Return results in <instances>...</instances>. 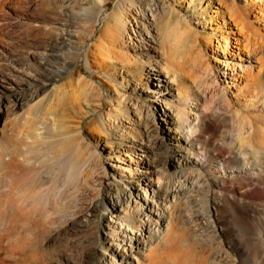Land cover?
I'll use <instances>...</instances> for the list:
<instances>
[{
    "label": "rangeland",
    "instance_id": "rangeland-1",
    "mask_svg": "<svg viewBox=\"0 0 264 264\" xmlns=\"http://www.w3.org/2000/svg\"><path fill=\"white\" fill-rule=\"evenodd\" d=\"M85 1L0 0V144L14 153L12 163L0 166V264H98L109 239L104 225L118 221L106 201L121 200L137 222L145 192L127 194L137 183L148 198L171 193L166 222H159L139 262L264 264V167L246 139V120L264 126V65L245 48L249 40L264 42V0H159L186 18L188 35L176 42L168 26L160 40L163 58L171 56L176 66L165 73L173 83L166 87L154 85L145 65L115 53L126 49L94 45L106 22L112 24L118 0H106L92 35L83 39L89 23L80 12L95 6ZM53 51L64 58L50 57ZM227 64L248 69L231 79L223 76ZM201 66L217 81L215 109L222 113L200 117L210 110L193 98L185 100L183 125L165 124L160 118L168 100L158 104L155 94L170 91L178 100L182 84L176 82L183 79L200 97ZM257 77L262 85L254 83ZM255 138L264 142V133ZM147 168L154 192L144 181ZM65 173L67 198L60 187V196L50 193L42 207L26 203L43 181Z\"/></svg>",
    "mask_w": 264,
    "mask_h": 264
},
{
    "label": "bare ground",
    "instance_id": "bare-ground-1",
    "mask_svg": "<svg viewBox=\"0 0 264 264\" xmlns=\"http://www.w3.org/2000/svg\"><path fill=\"white\" fill-rule=\"evenodd\" d=\"M87 2H91V0H88ZM106 4H107L106 0H97V1L94 0L95 6L84 7V10L80 12V15H82L83 18H85V22L89 23V28L86 30H83V33H84L83 39L87 40V38L92 35V33L94 31L93 29L96 27V23L100 20L102 14L104 13ZM75 5H73V6H75ZM77 5H79V4H77ZM15 6H17V5H15ZM111 16H112V18L110 20H113L112 24L107 23L108 21L106 22L105 29H104L105 32L100 35V37H99L100 39H98V43H96L94 45H96L97 47L99 46L100 47L99 49L103 48L105 50L107 48V45H108L107 42H111L113 44V47H117L119 50H123V49H126L127 51L131 50L134 52L132 55H130V53L128 55L127 51L124 53H122V52H115V53H119L120 55H123V57L127 60L128 59L129 60L134 59L139 64L145 65L146 68L148 69L147 73L149 74L150 78H152L153 80H156L158 82V84H154L156 87L157 86L166 87L167 85H169V83H172V81L170 80L171 76H166L165 73L167 74L168 72H170V66H172V67L175 66L174 65V59H172L171 56H169L170 59L165 58V57L163 58L162 50L160 49L159 43H160V40L165 41L164 36L166 34V31H167L166 29L168 28V26H171V30L167 34H169L170 36H173L170 39L175 38L176 42H181L182 40H185L188 35L185 31L186 29H184L185 27L183 25V20H185L186 18L183 19V17L181 15H179L177 12L174 11L173 7L167 6L165 1H159V0H118L116 9L113 11ZM131 18H132V20H131ZM131 21L133 22L132 24H131ZM129 24H130V29L127 30V27ZM64 26L66 27L65 29H66L67 33H70V35H71V31L69 32V29H70L69 27H72L71 24L69 22H66V23H64ZM126 37L130 38V44L126 42V40H125ZM258 38H259V36H258ZM134 40L136 42H134ZM105 41H106V43H105ZM257 41L249 40L248 43L246 42L245 48H247L248 56L250 55L251 57L256 58V60L261 59L263 61L261 63L263 66L264 65V42H257ZM162 43H164V42L162 41ZM196 44H198V43H196ZM170 46H171V44H170ZM107 49L109 50V45H108ZM107 49H106V51H107ZM111 50H113V49H111ZM166 52H168V51H166ZM170 52H171V50H170ZM49 55H50V57H52L54 59L64 58V56L60 52L58 53V51L57 52H54V51L50 52ZM198 55H200V54L198 53ZM258 55H260V57H257ZM104 56H106L107 58H111V56L107 55V54L103 55V57ZM196 58H197V56H196ZM196 58H195V56H193V58H192L193 64L195 65L194 66L195 69H196V65H198V61ZM45 60H48V59L45 58ZM249 62H251V61H249ZM44 63H46V62H44ZM202 63H204V62H202ZM185 64H186V62H185ZM3 67L4 66L0 65V72L2 71V69H4ZM245 67L246 66H243L241 64H236V65H232V66H229V64H227V69L229 71H224L223 76L225 77V75H226V77L230 76L231 79H236L237 76H239L238 71H243L245 69ZM200 68H201L200 73L202 74V78H203V79L201 78L202 79L201 80L202 81L201 86L204 87L200 97H199V95H197L196 91L191 90L188 87V85H186V81L183 79L178 80L176 82V84H179L180 82H181L180 84H182L181 91H180L179 87H177V89L179 90L178 100L173 99L175 95H172L173 93H171L170 91L166 92V93H162V94H161V92L155 94L156 99L158 101L154 100V102H156L158 104H159V101L165 102L168 100V103L166 102V104L169 105L167 107L168 111H164V113L161 115L162 117L160 118L165 124H167V125L172 124L173 119H176V122L179 125H183L184 121L189 119V112L186 111V109H184L185 100L190 102L193 98L196 99L200 103L203 102L202 105H206L208 107V109L210 110V112H209L210 114H205L204 116L199 115L200 117H202V118H208L210 116L216 117L222 113V110L221 111L218 110V111H220V112H218L215 109V100L217 101V99H216L217 93L215 92L214 87H215L217 81L211 73L212 70H210V68H208V67H203V66H201ZM180 70H181V68H180ZM176 71H177V69H174V72H176ZM259 73H261V72H259ZM165 77H167V78H165ZM198 78H200V77H198ZM190 79H191V77H190ZM195 81H196V79L194 80V82ZM260 81H261L260 78H258L254 81V83L256 84L257 82H259V84H261ZM192 82H193V80H192ZM217 85H218V83H217ZM232 86H236V85L233 83ZM153 93H155V92H153ZM219 93H222V92H219ZM165 95H169L170 99L169 98L167 99L166 97H164ZM224 101H225V99H224ZM227 101H228V99H227ZM191 106L195 107V108L197 107L194 104H191ZM172 108H174L175 113L171 112ZM208 109H206V110H208ZM126 110H128V109H126ZM215 111L219 114L217 115V113ZM221 116L224 117L223 114L220 115V117ZM232 117L234 118V115ZM237 117H238V115H237ZM218 119H219V117H218ZM223 119H225V118H223ZM247 121L249 123V130L247 131L248 132V135H247L248 138H246V139L250 140L249 142H250V144H252L253 150L255 149L254 152H257L260 154L259 162H260V165L264 167V162H263V160H264V142L258 141L256 138L255 139L258 142H254L253 140H251L255 136L256 132L262 131L264 133V126L260 125V127H257V125H254V123H253V121H251V119L246 120V123H247ZM240 125H242V124H240ZM244 125H245V123H244ZM244 125H242V126H244ZM243 128H245V127H243ZM168 130H170V129L168 128ZM246 143H248V142H246ZM6 155H8L7 158H6ZM13 161H14V153H12V152L7 153L4 150V148L1 147V144H0V166H1V164H5V163L9 164V163H12ZM147 169L148 170L145 172V175H147V176H144L145 177L144 181L146 182V184H148L149 186L152 187V190L154 192L155 191L154 187H155L156 183H154L152 181V178H151L153 171L151 170V168H147ZM258 177L260 178V176H258ZM69 180H70V178H69L68 173L63 174L62 176L55 174L49 182L44 183V181H43L38 187V192L35 194H32V195H29L26 198V200H25L26 203H29L31 205H35L36 207L41 206L43 204V202L46 201V196L49 195L50 193H52L54 196L57 194L59 197L60 194H58L57 193L58 191L56 192V190H58L57 188H60V187H61L60 189L66 188L64 190L65 191L64 193H65V198H67L69 195V193L67 192L69 190ZM57 181H60L61 183H58V185H57ZM129 189H132V191H134L138 194L141 191L145 192L146 197L144 200L146 202V206L144 208H140L141 214H140L139 220L136 222L135 221L136 216L134 213L133 214H127L126 212H124L121 200L108 197V200L106 201V203L111 204V206L114 208V213H115V216L118 219V221L117 222L114 221V223H112V224L107 222L104 225L108 229L109 239L106 241L105 244L102 245V249H103L102 253L103 254L98 257L99 258L98 262H97L98 264H144L142 262H139L140 258H138L139 257L138 255L144 252L142 250H145L148 246L151 245L152 239L159 232V229H160L159 222H161L162 224L166 222V218H165V207L167 205L166 201L168 200V197L171 195V193H169L167 195L164 194V196H161L156 191V194H153L152 196H150V198H148L149 194H148L147 189L143 188V186H141V184L137 183L136 185L131 186L127 190L128 191L127 194H129L130 198H132L131 196H132L133 192H131ZM154 196L156 197V200H150L151 197H154ZM253 198L259 199V198H261V196H258V194L256 193L255 196H253ZM159 204H161V207H162L161 208L162 211L160 210V212H159V210H156V208L159 209ZM154 207H156L155 210H154ZM121 213H122V215H121ZM155 214L158 217L157 219H159V220H154L151 217L152 215H155ZM145 217H146V220L143 219ZM117 225H118V227L120 226V228H124L123 230L119 229L118 235L116 232V226ZM116 240H117V242L114 243ZM108 251L111 253L112 256L108 253ZM133 260H136L137 262L134 263Z\"/></svg>",
    "mask_w": 264,
    "mask_h": 264
}]
</instances>
